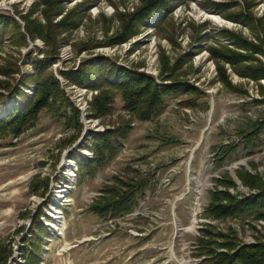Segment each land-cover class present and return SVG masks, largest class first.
<instances>
[{"label": "rangeland", "instance_id": "374dc122", "mask_svg": "<svg viewBox=\"0 0 264 264\" xmlns=\"http://www.w3.org/2000/svg\"><path fill=\"white\" fill-rule=\"evenodd\" d=\"M146 1L0 0V12L10 14L21 31L24 22L19 15L31 24L53 25L50 43L36 36L34 40L27 37L26 45L11 42L12 27L1 26L5 32L0 34V80L13 77L10 82L18 84L22 96L12 99L1 90L6 96L0 116L20 106L16 102L25 95L33 97L36 84L25 78L23 85L21 78L33 74L32 61L43 59L52 47L56 54L49 69L79 111L82 123L79 137L70 143L76 132L66 126L63 114L45 107L22 132L0 136V262L1 255L10 251L4 264H211L194 253L197 237L202 234L199 220L206 218L204 208L215 179L229 174L236 184L237 169L264 175V129L249 154L239 133L254 120L264 119V101H255L264 78L240 75L209 50L216 39L237 50L233 42L218 35L221 29L259 43L250 25L226 15L246 9L254 17H263L264 0H249L246 5L237 0L220 14L205 7L208 0H169L149 19L138 22L139 30L127 37L126 16ZM51 2L60 7H50ZM209 15L218 16L220 21ZM99 56L149 74L157 83L159 74L174 76L195 85L201 93H180L157 117L141 121L122 108L120 94L113 92L111 112L93 116L99 90L76 83L63 72L88 61L94 64ZM258 57L264 62L263 55ZM14 63L20 71L7 77L3 71L13 69ZM218 65H223L227 81L237 90L220 79ZM193 98V106L180 102ZM124 122L131 129L117 156L94 175H79L77 159L93 155L85 146H90V134ZM227 144L233 146L226 149ZM221 150L227 154L218 164L215 154ZM116 174L135 179L147 175L149 187L130 214L100 217L88 207L101 196L103 184L110 183ZM46 179L49 189L44 193ZM230 191L254 192L241 182ZM39 209L45 229H38ZM228 225L235 228L242 244L254 243L256 237L264 239L262 220L228 219L218 222L216 229L225 230Z\"/></svg>", "mask_w": 264, "mask_h": 264}, {"label": "trees", "instance_id": "16d2710c", "mask_svg": "<svg viewBox=\"0 0 264 264\" xmlns=\"http://www.w3.org/2000/svg\"><path fill=\"white\" fill-rule=\"evenodd\" d=\"M167 1L169 0H148L142 7L126 16L124 32H126L127 37L139 30L141 26H139L138 22L149 19ZM208 1L209 4L205 5V7L220 14L225 9V6L229 5L228 3H234L237 0ZM242 2L246 5L249 0H242ZM49 6L60 7V4L56 5V3L51 2ZM19 16L24 22L23 31H21L19 23L10 14L0 12V34L4 36L5 31H2L4 29L2 27L11 26L14 34V39L12 38L11 42L13 41L14 44L26 45L27 37L34 40L36 36L42 38L45 43H50L51 31L53 30L50 27L53 26L52 24L48 23L47 27L39 23L35 25L31 24L26 16ZM226 16L241 24L250 25L251 33H253L259 43L248 41L233 31H221V29L218 35L233 42L237 50L216 39L214 41L216 45L209 47L210 53L217 57L218 60L229 63L240 75L254 80L264 78V62L258 57L259 54L264 56V34L262 35L261 33L264 31V26L261 25L264 16L254 17L246 9L232 12ZM56 26L60 27L59 25ZM120 37H123V34ZM1 42L2 40H0V44ZM53 50L54 48L51 47L49 51L45 52L46 56L43 59L32 61L34 66L33 74L26 73L22 76L21 82H23V85H26V82L23 81L25 78H32L36 84L35 94L33 97L23 94L25 95L23 99L21 98L20 102H16L20 106L14 107L10 112L0 116V136L5 132L17 135L36 120L41 109L51 107L63 114L66 126L73 128L76 132L75 135L70 137L69 142L72 143L79 137L82 129L79 111L65 97L64 92L59 87L58 80L49 69V65L55 59L53 55L56 52ZM14 65L13 69L7 68L3 71L7 77L8 74L20 71L17 64L14 63ZM218 66L221 74L220 79L230 89L237 90L238 87L227 81L223 65ZM85 68H90L91 71ZM67 73L76 83L90 85L99 90L95 96L94 111L91 113L93 116H101L111 112L113 92L120 94L123 102L122 108L128 111L132 117L141 121L157 117L164 110L168 101L180 93L190 92L197 94L199 92L198 87L195 85L179 80L174 76L159 74L160 83H157L151 75L116 65L104 56L97 57L94 64L88 61L87 64H80L75 70L63 72V74ZM113 78H115L114 81ZM10 80H13V77L9 80H0V107L3 104L2 100L6 96L1 90H5L12 99L22 96V92L17 86L18 84H13ZM259 96V98H255V101H264V87L262 86L259 88ZM194 99H184L180 102L187 107L193 106L195 104ZM124 123V125L119 124L117 127L107 129L102 133L92 132L90 134V146H85L92 151L93 155L91 158L81 156V158L77 159L79 175L92 176L97 169L107 165L117 156L123 147L124 139L128 137L131 129L128 122ZM263 129L264 119H257L250 124V127L239 131L244 138V148L248 150V154L257 145L256 141ZM232 146L227 144L226 149ZM226 154L227 150H221L215 154L218 164L223 163ZM236 175L243 187L249 191L254 190V192L248 195L238 191L231 192L230 188L236 187L235 181L229 174H223L215 179V186L211 191L210 200L204 208V215L221 220L251 217L256 221H264V175L259 171L250 172L247 169H237ZM48 181L49 179H46L42 184L44 193L49 189ZM149 184L150 179L147 175H142L136 179L135 177H122L118 174L112 175L111 182L103 184L100 188L101 196L96 201H93L88 208L100 217L116 218L124 216L137 207L138 198L144 197V192L149 187ZM44 193H42L43 196ZM41 214H43V211L39 209L36 222H38V229H41V227L45 229L47 226H42L39 220ZM45 217L50 219L48 215H45ZM203 226L200 229L202 234L197 237L195 257H203L202 260L204 262L211 264H264V239L256 237L254 243L242 244L238 241L235 228L231 225H228L225 230H218L208 224H203ZM219 248L223 250H218ZM10 253L8 251L4 256L1 255L3 262L1 261L0 264L5 263Z\"/></svg>", "mask_w": 264, "mask_h": 264}, {"label": "built area", "instance_id": "2783aa9c", "mask_svg": "<svg viewBox=\"0 0 264 264\" xmlns=\"http://www.w3.org/2000/svg\"><path fill=\"white\" fill-rule=\"evenodd\" d=\"M132 212H133V211H132ZM129 214H130V213H129ZM126 215H127V214H126ZM226 220H228V219L221 220V219H215V218H211V217H206V218H204V219H200V220H199V222H201V224H200V228L203 227V224H208V225H212V226L216 227L218 222H225ZM197 222H198V221H195V223H197ZM195 223H194V224H195ZM197 227H198V225H197Z\"/></svg>", "mask_w": 264, "mask_h": 264}, {"label": "bare ground", "instance_id": "6f19581e", "mask_svg": "<svg viewBox=\"0 0 264 264\" xmlns=\"http://www.w3.org/2000/svg\"><path fill=\"white\" fill-rule=\"evenodd\" d=\"M214 21H216V22H219L220 21V18L218 17V16H216V15H209ZM192 225H193V223H192ZM179 227H180V225H178ZM178 227V230H183V228H179ZM61 229V228H60ZM62 233V232H61Z\"/></svg>", "mask_w": 264, "mask_h": 264}, {"label": "water", "instance_id": "95a60500", "mask_svg": "<svg viewBox=\"0 0 264 264\" xmlns=\"http://www.w3.org/2000/svg\"><path fill=\"white\" fill-rule=\"evenodd\" d=\"M81 140V139H80ZM80 140L77 142V143H79L80 142ZM236 184L238 185V184H240V181L238 180V181H236Z\"/></svg>", "mask_w": 264, "mask_h": 264}]
</instances>
